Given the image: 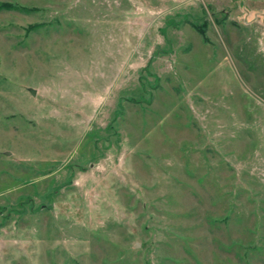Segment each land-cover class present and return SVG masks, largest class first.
<instances>
[{"label": "rangeland", "instance_id": "rangeland-1", "mask_svg": "<svg viewBox=\"0 0 264 264\" xmlns=\"http://www.w3.org/2000/svg\"><path fill=\"white\" fill-rule=\"evenodd\" d=\"M0 264H264V0H0Z\"/></svg>", "mask_w": 264, "mask_h": 264}, {"label": "trees", "instance_id": "trees-1", "mask_svg": "<svg viewBox=\"0 0 264 264\" xmlns=\"http://www.w3.org/2000/svg\"><path fill=\"white\" fill-rule=\"evenodd\" d=\"M4 3H1V5H3ZM193 24V26L196 28V30L198 31V32H200L201 34H203V28L204 27H202V26H200V24H195V23H192Z\"/></svg>", "mask_w": 264, "mask_h": 264}, {"label": "water", "instance_id": "water-1", "mask_svg": "<svg viewBox=\"0 0 264 264\" xmlns=\"http://www.w3.org/2000/svg\"><path fill=\"white\" fill-rule=\"evenodd\" d=\"M28 91L33 94L34 93V89L32 87H27Z\"/></svg>", "mask_w": 264, "mask_h": 264}]
</instances>
